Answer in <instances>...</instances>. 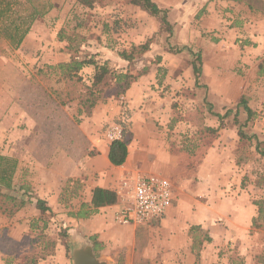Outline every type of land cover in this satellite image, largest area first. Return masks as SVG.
Instances as JSON below:
<instances>
[{"label": "rangeland", "instance_id": "1", "mask_svg": "<svg viewBox=\"0 0 264 264\" xmlns=\"http://www.w3.org/2000/svg\"><path fill=\"white\" fill-rule=\"evenodd\" d=\"M153 1L173 24L171 36L160 33L159 23L130 4V0H97L93 8L83 7L77 0H29L23 3L24 14L33 8L44 13L34 22L38 33L31 47L25 52L0 40V155L18 161L14 188L0 189L3 264H60L58 250H63L65 258L72 261L71 248L81 239L93 244L92 237L73 231L77 226L65 220L79 219L69 214L81 209L86 179L82 176L60 184V172L65 165L56 161L57 156L64 152L81 156L87 149L81 133L75 131L71 136L66 128L76 130L97 106L114 101L120 115L114 111L117 117L114 116L113 125L107 122L104 109L98 112L99 133L105 136L112 126L132 133V110L123 96L99 101L87 116L80 105L81 84L64 78L59 69L48 68L70 61L65 49L74 40L78 41L79 59L106 63L116 76L126 72L138 76L144 69L150 70L133 81L146 77L137 93L141 103L138 112L144 118L138 126L137 140L143 149L138 146L137 155L149 162L140 166L143 171L167 177L174 186V203L165 222L154 219L148 225L133 227L131 233L120 230L114 237L118 236L121 242H102L99 257L107 264H159L170 254L176 264H264V212L260 214L261 205L264 209V117L261 112L248 120L240 104L245 73L238 67L239 56L232 51L238 36L231 27L233 18L223 13L227 20L224 19L221 0ZM239 1L243 18L249 6L264 13V0ZM221 17L227 21L224 27ZM221 31L229 38L226 45H221ZM147 40H151L150 51L135 61L129 63L119 57L120 51ZM93 74V66L84 68L79 73L82 84L90 85ZM107 80L114 82L112 76ZM224 87L230 90L231 99L222 97ZM29 112L38 125L47 127L49 136H59V147L53 150L51 146H42L32 130L27 131ZM225 115L221 123L220 117ZM201 125L216 131L204 130ZM75 136L72 147L68 146ZM33 151L37 156L54 155L47 164H35L36 176L44 178L35 179L34 184L28 178L31 165L19 164ZM210 152L213 154L208 164H203ZM96 165L101 167L99 161ZM50 175L56 177L57 189L72 196L70 201L75 206L57 207V191L54 196L50 194L52 200L47 204L51 212L44 218L48 227L41 233L32 228L40 216L36 184L43 180L49 183ZM113 175L115 184L110 185L115 189L119 180ZM21 186L28 189L22 190ZM75 195L78 196L73 198ZM24 220H28V228H22L21 241H14L9 236L17 228L15 224ZM259 224L263 227L259 228ZM63 229L69 233V253L61 238ZM26 235L29 239L22 242ZM35 238L38 240L32 242ZM199 241L203 244L196 249L197 258L194 246Z\"/></svg>", "mask_w": 264, "mask_h": 264}, {"label": "crops", "instance_id": "2", "mask_svg": "<svg viewBox=\"0 0 264 264\" xmlns=\"http://www.w3.org/2000/svg\"><path fill=\"white\" fill-rule=\"evenodd\" d=\"M29 0H21L22 3H25ZM241 6L239 0H221V14H227L228 17L233 18L232 28H234L233 33L238 35L237 38H235L234 42V48L232 51L237 54V57L239 56V64L238 67L242 69V71L245 73V81L243 82L244 86L240 93V95H243V99L247 102L248 107L252 110L254 113V116L257 114H260L262 112V116L264 117V13L259 12L256 8L252 9V6L248 7V10L245 12L246 17H242V10H239L238 8ZM223 9V10H222ZM227 9V10H226ZM209 10H212L211 5L209 7ZM227 12V13H226ZM42 14V12H41ZM224 14L222 15L224 17ZM259 14V15H258ZM44 16V13L40 15L42 18ZM221 22V27H224L225 24H227V19L224 17ZM242 17V18H241ZM237 21V22H236ZM36 23V21H35ZM35 23H33L28 35L26 36L23 44L21 45V49H23L25 52L29 47L32 45L33 38L37 35L38 30L35 26ZM224 33V35H222ZM226 33L224 31H221V45H226L229 41V38H226ZM46 61L45 63H47ZM64 63V62H59ZM90 78V77H89ZM144 77L140 81H136L133 83L130 87V89L127 91L126 95L122 97V100H127L130 107H131V114L133 117H131V122H133V126L131 128V132L133 134V140L128 146V157L127 161L123 166L120 167H114L111 165L109 161V146L112 141H110L107 138V132L104 136L103 133H99L101 130V127L99 125V118L97 119V113L102 111L104 109L105 111V117L109 124H113L114 111L118 108L115 107L114 101H110L109 105H101L97 106L95 110L93 111V114L91 117L85 118L86 121L82 126H78L76 130H72L71 128H66L67 126H63L67 130H69V135H74V132L81 133L83 138V144L86 146V150L81 154V156H77L69 154L68 152H64V154H60L59 160H56L57 162L64 163L65 167L62 168L63 170L60 172V184L66 183L70 181L71 179H79L82 176H85V192L83 193V197H85L84 202L80 204V207L84 204H90L92 202L93 198V190L97 187L103 188V189H109L116 191V188L114 189L110 184H115V179L113 178V174H115V177H118V180L120 178L128 173H143L145 175H152L153 173H146L143 171V169L140 168V166H144L145 164H148L149 162H143L146 161L143 158V155L139 157L137 155V149L138 146H140L141 149L142 146L139 144L138 136L140 134L138 126L141 124V120L144 121V118L142 117V114L140 111L138 112L139 106H141V103L137 99V93L138 91L143 88V84H145ZM91 80V78H90ZM248 83V86H247ZM222 90V97L225 99H231L232 97L229 95V89H225V87ZM245 95V96H244ZM258 100V101H257ZM243 106V105H242ZM244 109V106L242 107ZM118 111V110H117ZM117 115L119 114L118 112ZM27 131L32 130V134L34 137H37L35 140L40 141L42 146H51L53 150H55L56 147H59L61 145L59 136L53 134L52 136H49L47 133V127L43 124H37L33 119L30 118L29 114L31 112L27 113ZM109 114V115H108ZM120 115V114H119ZM112 117V118H111ZM146 118V117H145ZM140 122V123H139ZM114 125V124H113ZM112 126V125H109ZM113 127V126H112ZM62 129V127H61ZM58 130V129H57ZM65 130V131H67ZM262 131V130H260ZM263 132V131H262ZM107 138V139H106ZM110 142H109V141ZM76 141V136L74 138H71L69 140L68 146H71L70 144H74ZM73 142V143H72ZM143 145V144H142ZM147 145V144H145ZM67 146V145H66ZM72 147V146H71ZM57 151V150H56ZM55 151V152H56ZM94 152L96 155H89V153ZM213 152L209 153V156L207 159L204 160L203 164L207 163L209 161L210 155L212 156ZM95 156V157H93ZM138 156V157H137ZM57 157H55L57 159ZM51 158H54V155H43L37 156L34 154V151L31 155L27 156L25 160L20 159L19 164L20 167L23 166V164L31 165V171L28 178H32L33 184L34 180L38 178H44L42 176L37 177L35 174V164H47L49 161H51ZM18 159V156H17ZM54 161L53 163H56ZM101 163V167L97 166V162ZM104 166V168H103ZM44 166H42V169ZM55 168V167H54ZM84 168V169H83ZM40 169V168H39ZM43 172L44 170H41ZM57 173V171H56ZM57 175V174H56ZM160 175V174H156ZM58 178V177H57ZM49 179V183H45L43 181H39L40 184L37 185V192L39 193L38 199L45 200L48 202L50 199V194H53L51 196H54V191H57L55 194V200H57V207H65L68 206V208H73L75 206L74 202L69 201L68 203H62L60 201V196L64 191V189L60 188L57 189V179L54 177V175H50L47 177ZM119 184V181H118ZM49 187L48 189H45V187ZM118 186V185H117ZM53 187V188H52ZM113 188V189H112ZM34 190V188H33ZM48 190L49 192H46ZM224 191V190H223ZM221 189V192H223ZM79 195V196H78ZM73 196V198H78L81 195L78 194ZM53 198V197H52ZM72 198V199H73ZM54 199V198H53ZM76 201V200H75ZM119 202L115 206L106 207L100 209L97 213L91 215L88 218H79V219H70L69 217H66V221H71L74 223V225L77 226L76 229L73 231H78L81 235H88L92 238H96V240L100 243L105 242L106 244L113 241V242H121L117 238L118 236L114 237L115 233L121 231L129 232L131 233L133 230V227L135 226H124L126 229H121L118 227L117 223L114 222L113 216L114 213L119 208ZM73 203V205H72ZM48 206L51 208V206L48 204ZM223 208H225L223 206ZM27 209V208H26ZM222 209V208H221ZM224 213L225 210L223 209ZM168 213V212H167ZM166 213V215H167ZM164 215L162 218L157 219L158 221H161L165 218ZM222 215V213H221ZM222 216H228V215H222ZM230 219V218H227ZM166 219H164L165 222ZM22 221V220H21ZM231 221V220H228ZM66 225V224H65ZM15 229H13V233L10 234V238L14 241H21L23 237L22 228L26 227L28 228V220H24L22 223L18 222L15 224ZM128 228V229H127ZM21 231V232H19ZM72 231V232H73ZM71 232V230H70ZM91 238V239H92ZM90 239V240H91ZM81 242H83V239H81ZM192 248V246H190ZM96 250V249H95ZM97 255H98V251ZM63 250H58V262L60 264H73L71 260H67L65 258V254ZM175 254V253H174ZM99 256V255H98ZM5 257L4 254L0 250V264H3V258ZM175 258L173 255L168 257H163V261H159V264H176L175 261H172V259Z\"/></svg>", "mask_w": 264, "mask_h": 264}, {"label": "trees", "instance_id": "3", "mask_svg": "<svg viewBox=\"0 0 264 264\" xmlns=\"http://www.w3.org/2000/svg\"><path fill=\"white\" fill-rule=\"evenodd\" d=\"M78 3L87 8H93L97 0H77ZM130 4L138 7L141 11L147 13L149 16L153 17L159 23V32L167 33L169 36L173 34V24L169 21L167 14L163 11L160 6L153 0H130ZM23 3L21 0H0V40H5L14 48L18 49L23 44L26 36L28 35L33 23L42 15L38 10L32 9L30 13H23ZM165 13V14H163ZM78 41L74 40V43L66 47V52L70 54V61L66 63H61L56 67L49 66L50 69H59L64 78L70 80L75 79L81 84L82 92L79 95L80 105L83 107V112L90 116L92 110L95 108L99 101H106L111 97H122L126 95L127 91L130 89L133 81L140 76H144L149 73V69H144L138 76H133L130 72L121 73L117 76L108 66V64H99L95 60H81L79 59L78 51ZM151 49V40H147L142 44H134L129 50H123L118 53L119 57L126 62H133L136 58L141 57L143 54L147 53ZM159 61L161 58H158ZM93 66L94 74L91 77L90 85L82 84V78L79 73L86 67ZM198 73V70L196 71ZM113 77L114 82L111 84L107 79ZM240 104L244 106V110L247 112L248 120L252 119L254 113L248 107L247 102L242 98ZM239 112H236L238 117ZM225 116H219L221 123ZM201 128L204 126L201 125ZM211 132L216 130L207 127L203 128ZM239 135L244 137V134L239 130ZM133 140V134L123 130L122 137L118 140H114L109 146V161L112 166L120 167L123 166L128 157V146ZM18 161L9 157H4L0 155V189L11 190L14 188V174L16 172ZM78 182V180H77ZM20 189H28L27 186H21ZM68 192V190H66ZM72 197V196H70ZM66 193L61 194L60 202L68 203L71 199ZM11 200L17 201L16 197H10ZM21 205L25 204V201H20ZM118 203V196L114 190L103 189L97 187L93 190V198L90 204L82 205L81 209L77 213H70L69 215L74 218H88L91 215L97 213L100 209L115 206ZM36 208L40 211L39 220L41 224L38 225V221L32 223V228H37L41 230V233L47 229L48 223L44 219L46 214L51 212V208L48 206L47 202L42 199H37ZM263 207L261 205L260 214H262ZM259 228L263 225L259 224ZM29 236L23 238L22 242ZM62 240L65 241V246L67 253L70 252V247L67 244V239L69 238V233L67 229H63ZM38 239L35 238L32 242H36ZM96 251L101 247V243L96 240V238L91 239ZM208 242L210 238L206 239ZM194 250L197 253V258L199 257V252H197L198 246L202 245L203 242H195ZM199 244V245H198ZM25 264H36V261L25 263Z\"/></svg>", "mask_w": 264, "mask_h": 264}, {"label": "built area", "instance_id": "4", "mask_svg": "<svg viewBox=\"0 0 264 264\" xmlns=\"http://www.w3.org/2000/svg\"><path fill=\"white\" fill-rule=\"evenodd\" d=\"M122 133L121 127L113 126L107 130V138L118 140ZM115 192L120 202L113 218L121 226L148 225L166 215L174 203L173 183L161 175L125 174Z\"/></svg>", "mask_w": 264, "mask_h": 264}, {"label": "water", "instance_id": "5", "mask_svg": "<svg viewBox=\"0 0 264 264\" xmlns=\"http://www.w3.org/2000/svg\"><path fill=\"white\" fill-rule=\"evenodd\" d=\"M71 258L73 264H107L102 260L92 243L83 241L71 248Z\"/></svg>", "mask_w": 264, "mask_h": 264}]
</instances>
